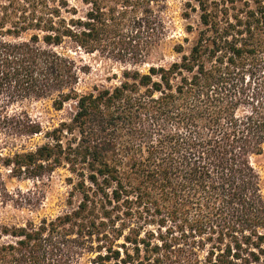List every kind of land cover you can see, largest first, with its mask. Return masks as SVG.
<instances>
[{
    "label": "trees",
    "instance_id": "16d2710c",
    "mask_svg": "<svg viewBox=\"0 0 264 264\" xmlns=\"http://www.w3.org/2000/svg\"><path fill=\"white\" fill-rule=\"evenodd\" d=\"M165 2L0 0V201L11 199L1 169L41 178L66 167L79 196L54 218L0 224V264L86 253L94 264H264L251 162L264 149V0H187L181 16L196 18L189 47L173 48L180 60L79 89L86 67L70 51L143 63L171 30ZM40 100L66 119L44 128L23 107ZM139 221L164 234L141 236Z\"/></svg>",
    "mask_w": 264,
    "mask_h": 264
},
{
    "label": "rangeland",
    "instance_id": "374dc122",
    "mask_svg": "<svg viewBox=\"0 0 264 264\" xmlns=\"http://www.w3.org/2000/svg\"><path fill=\"white\" fill-rule=\"evenodd\" d=\"M186 1L166 0L164 6L171 30L164 39L154 46L148 60H145L141 64L131 66L128 60H114L98 52L86 53L80 50L75 54L74 51H70L72 56L80 59L78 63L86 67L85 73H80L79 89L88 91L94 85H117L119 79H121V72L124 69L137 68L139 71L145 73L151 65L168 66L173 61L180 60V54L175 52L173 48L177 43L184 44L185 49L189 47L193 36L185 31V27L187 24H194V19L196 18L194 13L191 14L189 20L182 18L181 14L186 10L184 7ZM185 37L189 41L183 43L182 39ZM247 80L246 78L245 84ZM241 105L243 104L238 105L239 111L245 109ZM23 107L31 116L41 120L44 128L57 126L60 121L66 119V112L64 110L55 111L50 107V101L48 100L25 102ZM42 142L41 136H35L29 140L16 141L13 144L14 146L12 144L6 145L3 149V154L12 153L14 150L20 151L21 147L29 149L35 144ZM251 162L259 171L262 189L264 190V149L260 156L251 158ZM1 171L3 172L6 188L11 192L10 200L5 203L0 201L1 225H23L28 220L38 223L43 217L54 218L67 209L68 200L76 203L79 198L67 180L72 174L66 167H57L41 178H16L10 176L7 169H1ZM139 222L143 223V221ZM146 222L148 224L143 223L140 227L141 236H146L145 232H153L155 236L158 233L164 232V227L160 228L155 223ZM124 232L127 233V229ZM122 241V238H120L118 242ZM128 248L131 250L130 246ZM204 255L203 251L198 253L199 257H203ZM94 256V253L84 254L79 264H94L91 260Z\"/></svg>",
    "mask_w": 264,
    "mask_h": 264
}]
</instances>
